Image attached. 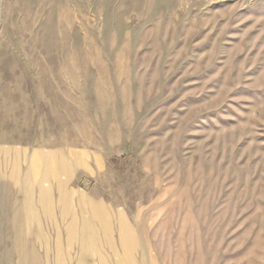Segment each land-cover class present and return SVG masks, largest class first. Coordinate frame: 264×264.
I'll list each match as a JSON object with an SVG mask.
<instances>
[{
  "label": "rangeland",
  "instance_id": "rangeland-1",
  "mask_svg": "<svg viewBox=\"0 0 264 264\" xmlns=\"http://www.w3.org/2000/svg\"><path fill=\"white\" fill-rule=\"evenodd\" d=\"M0 264H264V0H0Z\"/></svg>",
  "mask_w": 264,
  "mask_h": 264
},
{
  "label": "crops",
  "instance_id": "crops-1",
  "mask_svg": "<svg viewBox=\"0 0 264 264\" xmlns=\"http://www.w3.org/2000/svg\"><path fill=\"white\" fill-rule=\"evenodd\" d=\"M36 197H38V196H36ZM36 197H34V195L32 194V198H33V201H32V208L35 210L34 212H33V214H31L33 217H35V219H37V215H38V211H37V207L39 206V207H41V209L44 211V213L45 214H52L53 213V211H54V207H55V202H54V200H53V198H52V194L50 193V199H51V203L49 204L50 205V211L49 212H46L45 210H44V208L37 202V198ZM71 205L73 206V202L71 203ZM74 207V206H73ZM21 213H23L24 214V220L27 218V216L28 215H30L29 213H27L26 212V210H25V205H24V203L22 202V207L20 206V205H17L16 207H15V210H14V216H19V217H17V218H14V220H18V221H20V215H21ZM38 220V219H37Z\"/></svg>",
  "mask_w": 264,
  "mask_h": 264
}]
</instances>
